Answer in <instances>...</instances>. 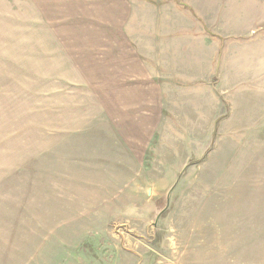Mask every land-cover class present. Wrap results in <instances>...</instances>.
<instances>
[{
  "label": "rangeland",
  "instance_id": "1",
  "mask_svg": "<svg viewBox=\"0 0 264 264\" xmlns=\"http://www.w3.org/2000/svg\"><path fill=\"white\" fill-rule=\"evenodd\" d=\"M174 2L0 0V264H264V25L221 39L208 84L161 88L152 122L141 106L130 140L143 163L134 174L106 163L113 186L97 185L112 199L139 188L107 231L80 218L58 239L51 216L38 223L32 204L25 210V200L62 208L71 195L57 196L56 179L97 173L103 164L88 155L107 140L123 150L128 37L150 38L151 19L173 15ZM10 203L31 232L8 231L23 229L8 222L18 215Z\"/></svg>",
  "mask_w": 264,
  "mask_h": 264
},
{
  "label": "crops",
  "instance_id": "2",
  "mask_svg": "<svg viewBox=\"0 0 264 264\" xmlns=\"http://www.w3.org/2000/svg\"><path fill=\"white\" fill-rule=\"evenodd\" d=\"M180 2H174L171 10L173 15L170 17L154 16L151 19L152 33H147L150 38H143L137 42V38L134 40L131 36L128 37L129 45L134 52L131 50L123 52V125L129 126L127 130L123 128V150L120 142L115 141L114 144L112 140H107L109 145L104 143L102 149L88 155L89 161L93 160L97 165L103 164L102 168L98 167L97 173L95 171L94 175L56 179L58 181L54 184L63 186L56 187L57 192L53 188L57 196L59 189L63 188L71 195L70 199L60 201L62 208L49 209L42 200L35 204L32 200H25V210H28L31 204L34 207V215L28 216L39 218L35 222L40 223L43 217L51 216L55 228L51 227L46 231L57 235L58 239L61 237L59 229L67 233L64 232L65 227L73 226L80 218L91 217L85 220L84 230L97 228L98 231H107L110 224L106 219L124 217L127 215L126 208L123 209L127 204L125 202L131 200L130 198H138L139 188H132L131 197L119 190L112 199V194L111 196L102 194L97 185L113 186L112 180L106 177L105 171L108 168L106 163L112 162L118 168H123L125 173L131 170L132 174L143 163L141 153L130 140L131 137L141 135L138 132V122L143 121L144 117L137 116L142 110L141 106L149 102L150 116L147 121L152 122L155 119L153 114H158V110H154V104L157 105L159 102L161 88L165 90L171 83L182 88H186L190 83H196V86H201V83L208 84L210 76L208 77L206 62L211 58L210 71H213L216 46L221 39L246 40L249 36L262 32L264 0H180ZM165 29L167 32H164ZM222 35H225V38H222ZM133 41L136 42L135 47L132 45ZM139 42H144L145 46L141 47ZM126 57L127 59H124ZM141 58L144 61L146 58L150 60L152 67L147 68L146 64H141ZM108 148L111 150H107ZM110 175L113 177L111 173ZM111 189L113 191V187ZM113 201H117L121 208L111 209ZM10 206L12 209L17 208L18 215L14 217L12 213H8V222L11 223L13 219L16 221V218L21 219L18 226L23 229L13 228L8 231L13 234L31 232L25 228L30 222L26 213H21L16 204L10 203ZM71 238L75 239V235ZM8 242L14 248L19 240L13 235ZM22 244L26 247L28 243L24 239ZM26 257L31 260V256L19 255L23 260ZM120 262L123 264V261Z\"/></svg>",
  "mask_w": 264,
  "mask_h": 264
}]
</instances>
